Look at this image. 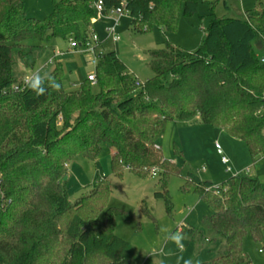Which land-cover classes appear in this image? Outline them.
<instances>
[{"label":"trees","instance_id":"16d2710c","mask_svg":"<svg viewBox=\"0 0 264 264\" xmlns=\"http://www.w3.org/2000/svg\"><path fill=\"white\" fill-rule=\"evenodd\" d=\"M96 1L57 0L50 15L36 19L25 15L23 0H0V264H134L124 255L129 242L115 232L114 208L107 207L108 182L100 179L89 194L68 200L69 163L78 154L96 159L103 143L114 149L115 174L158 170L164 187L169 174L181 172L156 148L171 121L198 117L244 140L254 159L264 154V55L257 53L264 49V0L243 18L213 16L193 52L170 41L151 51L154 76L141 85L115 51L103 52L96 65L98 93L88 77L66 90L60 63L47 77L19 82L16 57L33 67L44 53L25 41L87 39ZM103 3L104 13L120 5ZM126 8L132 29L173 32L182 16L198 13L199 0H127ZM187 178L212 209L203 219L212 236L184 225L172 236L222 240L223 252L200 264H251L245 237L264 250L260 179L242 173L217 185L193 172Z\"/></svg>","mask_w":264,"mask_h":264},{"label":"rangeland","instance_id":"374dc122","mask_svg":"<svg viewBox=\"0 0 264 264\" xmlns=\"http://www.w3.org/2000/svg\"><path fill=\"white\" fill-rule=\"evenodd\" d=\"M57 0H23L25 15L43 19L53 11ZM258 0H199V11L179 19L176 31L159 27L146 31L131 28L130 16H122L117 26L118 41L108 36L111 22L101 17L92 28L96 31L102 53L115 51L131 75L141 83L154 76L150 66L153 50L165 48L166 42L193 52L204 44L206 30L213 16L243 18L246 10L257 7ZM28 45L43 47V55L33 67H26L17 57L15 72L19 82L47 77L60 63L64 70L63 83L68 91L77 90L90 73L96 72L93 55L74 51L70 38H29ZM261 44V43H260ZM262 45V44H261ZM264 55V49L257 51ZM51 58L55 61L50 62ZM34 76V77H33ZM33 77V78H32ZM94 83V82H93ZM20 85V83H18ZM94 93L99 92L96 83ZM164 157L174 161L180 173L169 174L166 187L159 183L160 172L152 169L146 176L127 168L122 176L112 170L114 149L103 143L96 159L78 154L67 167L68 200L75 203L100 182H108L110 193L107 207L115 213V232L129 242L124 255L134 264H200L211 261L223 252L222 240L201 241L183 232L172 236L175 229L194 227L208 239L211 231L203 219L212 209L202 200L198 188L191 185L187 174L193 172L203 180L220 184L236 174L258 177L264 185V154L253 158L248 144L232 136L222 127L202 123L198 117L178 119L167 124L164 134L157 139ZM155 171V173H154ZM166 189V196L156 193ZM107 207L101 211L105 220ZM244 250L252 264H264L262 244L250 234L244 239Z\"/></svg>","mask_w":264,"mask_h":264},{"label":"built area","instance_id":"2783aa9c","mask_svg":"<svg viewBox=\"0 0 264 264\" xmlns=\"http://www.w3.org/2000/svg\"><path fill=\"white\" fill-rule=\"evenodd\" d=\"M119 1H120V5L110 9L107 13L103 12V8H104L103 0H98L94 3V8L97 12V16L92 19V22L96 23L98 19H100L101 17H105L108 20H110L111 24L107 29H108V36L110 39H112L113 42H117L119 39L116 31L120 18L125 15L129 16V10L126 8L127 0H119ZM70 46L76 52L92 54L93 63L97 65L102 52L98 51L99 47L101 46V42L99 40L96 31L93 30V33L87 39H84L82 41H78L74 38H70ZM53 61L54 58H51L50 62ZM262 61H264V59ZM88 79L92 82H96L95 73H90L88 75ZM32 80L33 79H25L24 86L29 84ZM141 84L142 83L140 81H137V85H141ZM19 87L20 86L17 84L14 86V89L18 90Z\"/></svg>","mask_w":264,"mask_h":264},{"label":"crops","instance_id":"0c3cea01","mask_svg":"<svg viewBox=\"0 0 264 264\" xmlns=\"http://www.w3.org/2000/svg\"><path fill=\"white\" fill-rule=\"evenodd\" d=\"M98 20H99L98 22L102 21L101 18L98 19ZM96 23H97V22H96ZM96 23H95V24H96ZM95 24L93 23V27H94ZM251 264H252V261H251Z\"/></svg>","mask_w":264,"mask_h":264},{"label":"water","instance_id":"95a60500","mask_svg":"<svg viewBox=\"0 0 264 264\" xmlns=\"http://www.w3.org/2000/svg\"><path fill=\"white\" fill-rule=\"evenodd\" d=\"M260 47H261V44L259 43V48H260ZM66 179H67V176L64 177V180H66Z\"/></svg>","mask_w":264,"mask_h":264},{"label":"clouds","instance_id":"9594fccd","mask_svg":"<svg viewBox=\"0 0 264 264\" xmlns=\"http://www.w3.org/2000/svg\"><path fill=\"white\" fill-rule=\"evenodd\" d=\"M43 90L41 89V92H42Z\"/></svg>","mask_w":264,"mask_h":264}]
</instances>
